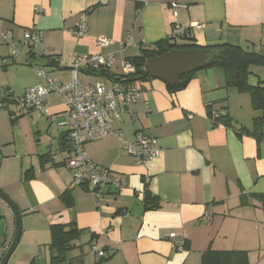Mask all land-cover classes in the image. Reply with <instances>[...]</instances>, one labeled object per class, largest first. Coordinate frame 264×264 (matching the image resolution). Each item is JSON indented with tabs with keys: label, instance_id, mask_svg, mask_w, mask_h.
<instances>
[{
	"label": "crops",
	"instance_id": "obj_1",
	"mask_svg": "<svg viewBox=\"0 0 264 264\" xmlns=\"http://www.w3.org/2000/svg\"><path fill=\"white\" fill-rule=\"evenodd\" d=\"M83 11L87 33L75 36L71 29ZM176 25L185 30L177 43L264 50V0H0V32L19 51L12 59L0 38V78L7 79L2 92L13 100L0 107V189L22 223L7 264H50V226L60 223H73L81 234L59 264H201L207 249L245 251L248 264H264V141L250 133L262 112L247 93L225 86L221 67L194 71L175 92L158 78L135 81L141 90L132 106L135 118L123 117L111 128L127 141L137 130L148 133L156 156L137 164L115 133L83 146L91 162L120 177L125 185L119 190L74 184L66 133H57L68 120L59 96L50 94L49 114L36 110L32 122L6 110L19 105L34 83L46 84L36 68L48 67L51 79L65 83L77 55L112 53L109 72L121 76L124 60L172 40ZM26 30L38 32L41 41L20 44ZM99 36L112 42L99 47ZM128 37L133 44L120 51L118 42ZM78 77L85 85L111 80L86 69ZM226 114L231 125L221 120ZM145 191L156 197L157 208L144 207ZM11 231L7 226L0 236V258ZM171 232L183 240L181 250Z\"/></svg>",
	"mask_w": 264,
	"mask_h": 264
},
{
	"label": "built area",
	"instance_id": "obj_2",
	"mask_svg": "<svg viewBox=\"0 0 264 264\" xmlns=\"http://www.w3.org/2000/svg\"><path fill=\"white\" fill-rule=\"evenodd\" d=\"M174 6H177L174 4ZM87 14L83 11L79 14V20L71 29L75 36H83L87 33ZM185 30L176 25L171 31L172 38H178ZM0 38L5 40L10 47L12 58L19 56L16 43L7 39L4 32H0ZM41 41V36L33 30H26L22 34L20 44L34 46ZM112 39L97 37L96 44L99 47H106ZM131 38L118 42L119 50L131 46ZM114 60L112 53L100 54H79L71 64V78L68 82H56L51 79L43 68H36L37 77H43L46 84L34 83L24 92L19 99L22 107L37 110L41 114L48 115L47 107L48 96L50 94L59 96L68 114V120L63 126L68 128L65 140L69 146L70 154L66 159L67 167L72 170L73 182L76 185L87 183L93 188L99 189L104 186H112L119 190L124 187V182L120 177L110 171L100 168L91 162L88 154L84 150V144L97 141L107 135L115 133L121 141V148L130 154L137 164H143L154 158L158 152V146L154 138L148 133L137 130L131 141L124 140L122 135L116 133L111 128L114 121H119L123 117L134 119L132 111L133 104L140 95V88L134 83L110 80L109 83L95 82L93 84H83L78 71L86 69L89 71H107L110 69ZM123 75L126 76L134 72V66L124 60L122 63ZM211 214L210 210L205 211L206 217ZM172 244L178 249L183 248V240L178 238L174 232L169 234ZM91 249L96 251L99 256L104 252L92 244Z\"/></svg>",
	"mask_w": 264,
	"mask_h": 264
},
{
	"label": "trees",
	"instance_id": "obj_3",
	"mask_svg": "<svg viewBox=\"0 0 264 264\" xmlns=\"http://www.w3.org/2000/svg\"><path fill=\"white\" fill-rule=\"evenodd\" d=\"M184 33L179 37H182ZM175 39L176 38L157 41L153 44L152 48L142 49L139 55L126 59L134 66V72L126 76H115L111 74L109 70L91 72L106 75L113 81L123 80L124 82L135 83L136 80H147L152 78L144 68V62L149 57L161 55L172 49L210 48L217 51L218 55L207 67H221L224 71L225 86L233 87L240 93H247L250 97L252 108L262 112V116L255 119L253 129L250 133L256 140L264 141V81L259 80L255 85L249 83V76L255 72L252 67H260L264 70V50H250L231 43H221L214 46L202 47L195 43H177ZM192 74L193 72L183 74L179 82L174 85L166 83L168 91L175 92L184 88L189 82ZM10 97L11 93L9 95V93L5 91L2 92L0 104L8 105V103H11L13 100H11ZM209 116L211 117L212 114L209 113ZM221 118L225 124L231 125V121L227 114ZM25 173L27 174L28 170ZM143 203L144 207L147 209L158 207V200L155 196L150 195L148 191L144 193ZM1 218L0 216V220ZM80 234L81 230L73 223L52 224L50 226L51 240L48 244L51 253L50 264H59L63 262L67 253L73 248L72 241L78 239ZM29 264H36V261L32 259ZM201 264H248V259L245 251H215L207 249L202 253Z\"/></svg>",
	"mask_w": 264,
	"mask_h": 264
},
{
	"label": "water",
	"instance_id": "obj_4",
	"mask_svg": "<svg viewBox=\"0 0 264 264\" xmlns=\"http://www.w3.org/2000/svg\"><path fill=\"white\" fill-rule=\"evenodd\" d=\"M217 55L218 52L210 48L172 49L161 55L147 58L144 68L152 78H158L167 84L174 85L179 82L183 74L209 66ZM1 95L2 88L0 86V97ZM67 131L68 128H60L57 133L61 135ZM0 198L10 207L14 217L13 235L0 258V264H7L20 237L21 214L15 203L1 189Z\"/></svg>",
	"mask_w": 264,
	"mask_h": 264
},
{
	"label": "rangeland",
	"instance_id": "obj_5",
	"mask_svg": "<svg viewBox=\"0 0 264 264\" xmlns=\"http://www.w3.org/2000/svg\"><path fill=\"white\" fill-rule=\"evenodd\" d=\"M11 56V55H10ZM12 58V57H11ZM13 59V58H12ZM15 59V58H14ZM46 69H48V67H44V70L46 71ZM254 74H251L249 76V83L250 84H257V82L259 80L264 81V70L263 68L260 67H252ZM1 73V72H0ZM35 74H36V69H35ZM1 75V74H0ZM7 79L4 78H0V86L2 88V86L4 87L7 83H6ZM23 96V95H22ZM22 96L20 97V99L22 98ZM16 98V95L14 96ZM20 103V102H19ZM20 105V104H19ZM13 105V106H9L6 110H12L14 112V116H18V115H22L25 114L26 117L29 118V122H32L36 119V114L37 111L33 110L31 113H29L27 110V107H22L21 105ZM2 106V104H0V107ZM4 108L7 106H3ZM31 110V109H29ZM39 113V112H38ZM44 115V114H42ZM0 118H3V116L0 115ZM4 119V118H3ZM7 119V118H6ZM5 119V121H6ZM1 120V119H0ZM2 121V120H1ZM5 125L7 126L6 122ZM55 134H53L54 136ZM0 163H1V157H0ZM0 215H2V218L0 220V236L3 235L4 232V228H6L7 226L9 227V229H11L12 231L14 230V217H13V213L10 209V207L5 203L4 200H2L0 198ZM13 226V228H12ZM21 228H22V223H21ZM11 231V232H12ZM10 232V235H11ZM2 237V236H1ZM3 238V237H2ZM15 253V252H14Z\"/></svg>",
	"mask_w": 264,
	"mask_h": 264
}]
</instances>
